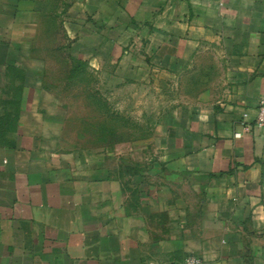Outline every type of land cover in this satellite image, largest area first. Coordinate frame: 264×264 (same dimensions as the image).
Returning <instances> with one entry per match:
<instances>
[{
	"label": "crops",
	"instance_id": "obj_1",
	"mask_svg": "<svg viewBox=\"0 0 264 264\" xmlns=\"http://www.w3.org/2000/svg\"><path fill=\"white\" fill-rule=\"evenodd\" d=\"M57 30L87 70L176 88L160 157L128 185L73 141L72 110L43 104L61 98L43 78ZM10 85L0 264H264V0H0V100Z\"/></svg>",
	"mask_w": 264,
	"mask_h": 264
},
{
	"label": "rangeland",
	"instance_id": "obj_2",
	"mask_svg": "<svg viewBox=\"0 0 264 264\" xmlns=\"http://www.w3.org/2000/svg\"><path fill=\"white\" fill-rule=\"evenodd\" d=\"M44 32L38 30L40 37ZM56 34L58 37H55V44L59 50L56 58L49 55L54 68L43 75V78L46 81H60L50 90L58 93L61 98L57 103L43 104L54 111L67 109L69 113L72 110V127L77 130L72 135L73 141L81 143L90 154L98 155L108 170L118 169L121 173L124 172V183L128 185L131 183L129 170L132 171L131 174H137V171L143 169L142 162L145 158L154 160L160 157L163 131L176 122L179 108L176 88L167 86L161 78L146 85L120 80L113 76V70L92 72L80 67L71 72L69 64L74 68L76 61L64 49L68 44L61 37L62 31L57 30ZM49 36H52L51 30ZM51 43L53 44L52 37ZM8 71L9 78L13 81L28 77L15 70ZM70 76H73L74 82L71 86L64 84L65 78ZM21 87L10 85L4 91L6 99L0 100V119L8 115L10 131L22 110L20 98L17 101ZM56 104L57 108L54 107ZM81 117L80 123L75 120Z\"/></svg>",
	"mask_w": 264,
	"mask_h": 264
},
{
	"label": "built area",
	"instance_id": "obj_3",
	"mask_svg": "<svg viewBox=\"0 0 264 264\" xmlns=\"http://www.w3.org/2000/svg\"><path fill=\"white\" fill-rule=\"evenodd\" d=\"M257 115L255 119V124L259 128L264 127V97L260 98L257 102V109H256ZM200 261L196 258H188L185 261V264H199Z\"/></svg>",
	"mask_w": 264,
	"mask_h": 264
},
{
	"label": "trees",
	"instance_id": "obj_4",
	"mask_svg": "<svg viewBox=\"0 0 264 264\" xmlns=\"http://www.w3.org/2000/svg\"><path fill=\"white\" fill-rule=\"evenodd\" d=\"M80 67H84V63H81L79 61H76L75 62V66L74 68H72L71 72L74 70V69H77V68H80ZM85 68V67H84ZM72 74V73H71ZM6 120H7V117H6ZM2 123V119H0V124Z\"/></svg>",
	"mask_w": 264,
	"mask_h": 264
}]
</instances>
